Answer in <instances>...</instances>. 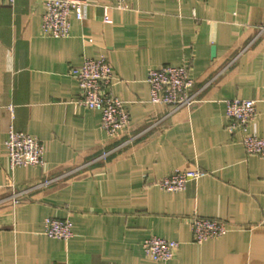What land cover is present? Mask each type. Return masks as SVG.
Instances as JSON below:
<instances>
[{
  "label": "crops",
  "instance_id": "crops-1",
  "mask_svg": "<svg viewBox=\"0 0 264 264\" xmlns=\"http://www.w3.org/2000/svg\"><path fill=\"white\" fill-rule=\"evenodd\" d=\"M88 2L71 35L53 38L41 32L44 0L0 1V264H264V158L225 115L226 100H253L247 131L264 136V0ZM101 56L130 115L115 137L78 105L70 74ZM167 65L189 68V107L150 103L148 71ZM10 125L42 143V166L10 169ZM195 168L205 175L183 191L154 185ZM10 183L24 191L16 205ZM193 217L227 233L196 244ZM46 218L69 220L71 238L47 237ZM151 236L179 242L173 259L145 256Z\"/></svg>",
  "mask_w": 264,
  "mask_h": 264
},
{
  "label": "built area",
  "instance_id": "built-area-1",
  "mask_svg": "<svg viewBox=\"0 0 264 264\" xmlns=\"http://www.w3.org/2000/svg\"><path fill=\"white\" fill-rule=\"evenodd\" d=\"M13 3L15 0H0ZM137 0H112L113 6L124 10ZM180 2L181 0H176ZM45 8L41 21V32L44 36L64 38L71 35V19L83 20L84 9L88 0H44ZM70 74L77 80L79 88L78 105L100 113V126L111 137L120 135L130 124V115L124 108L122 100L112 96L108 88L114 79L113 69L105 56L84 58L79 67L71 68ZM149 88V101L155 105L171 107L177 110L189 107L193 103V80L187 66H162L151 69L146 76ZM254 101L250 99H231L225 101V115L228 119L227 130H237L240 144L249 155L264 158V136L249 133L248 127L253 122L256 111ZM7 149L9 166L14 170L21 166H42L44 147L33 136L17 131L12 125L7 130L4 142ZM205 172L195 169H176L170 175L155 180L154 185L168 193L180 192L189 181L197 180ZM11 201L20 202L13 183ZM193 242L201 244L219 238L227 233L225 223L216 219L193 217L189 221ZM44 234L49 238L67 241L71 238V223L67 219L46 218ZM180 244L157 236L147 238L142 245L143 252L152 261H169L173 259Z\"/></svg>",
  "mask_w": 264,
  "mask_h": 264
},
{
  "label": "water",
  "instance_id": "water-1",
  "mask_svg": "<svg viewBox=\"0 0 264 264\" xmlns=\"http://www.w3.org/2000/svg\"><path fill=\"white\" fill-rule=\"evenodd\" d=\"M213 53H214V49H213Z\"/></svg>",
  "mask_w": 264,
  "mask_h": 264
}]
</instances>
